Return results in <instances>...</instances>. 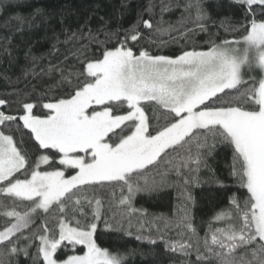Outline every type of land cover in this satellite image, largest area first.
<instances>
[{
	"label": "snow or ice",
	"instance_id": "6c2138e0",
	"mask_svg": "<svg viewBox=\"0 0 264 264\" xmlns=\"http://www.w3.org/2000/svg\"><path fill=\"white\" fill-rule=\"evenodd\" d=\"M206 3L147 0L134 24L114 30L103 17L95 28L61 21L49 53L58 62L39 72L41 58L28 50L24 77L53 83L35 98V85L0 98V264H21V256L24 264H134L143 252L98 241L104 231L132 237L126 224L147 215L133 206L136 196L178 184L181 214L163 222L175 230L164 247L177 264H264V0H229L239 21L212 20ZM6 6L0 0V12ZM176 11L173 24L166 14ZM48 16L37 8L6 17L4 27ZM201 33L206 46L198 48ZM161 36L182 42L178 54L152 51L169 42ZM0 40L11 56V33ZM218 149L230 154L228 175L239 187L216 179L230 195L211 219L226 223L210 222L201 236L191 187L202 169L214 171L208 160ZM115 189L119 210L109 215L96 193ZM135 239L157 243L142 226Z\"/></svg>",
	"mask_w": 264,
	"mask_h": 264
},
{
	"label": "trees",
	"instance_id": "16d2710c",
	"mask_svg": "<svg viewBox=\"0 0 264 264\" xmlns=\"http://www.w3.org/2000/svg\"><path fill=\"white\" fill-rule=\"evenodd\" d=\"M146 2L147 0H10L11 6H6L4 11L0 12V36L11 33L12 38L11 44L8 45L11 56L3 52L4 43L0 40V98H8L9 94L16 89L31 92L33 85L36 86V92L32 93L31 98H35L36 93L47 89L53 83V79L47 76L25 78L23 73L32 66L30 57L26 56L29 49L32 54L41 58L36 66L37 72L41 67L46 68L49 61L58 62L56 56L59 54L49 56V53L55 42L54 34L61 32V21L72 28L88 21L95 28L101 25L100 18L103 17L107 21L109 29L128 28L136 22L137 14L141 12ZM122 5H126V7H122ZM205 6L212 20L217 22L224 17H232L235 21L243 18L239 5H230L229 0H207ZM37 8L49 13L46 20L37 17L31 27L27 22L19 24L12 20L8 28L4 27L6 17L19 14L28 18ZM179 15L180 13L176 11L166 14V18L175 24ZM209 31L216 32L217 29L212 27ZM219 35H224L222 30ZM234 35L239 36V33ZM229 38H232V35ZM61 39H63L62 36ZM159 39L169 42L166 45L153 48L152 51L166 55L178 54L182 46L181 41L170 40L168 36H161ZM205 40L206 37L201 33L195 37L192 43L198 48L204 47L206 46L204 45ZM230 161V154L218 149L214 159L209 158L208 160L214 171L202 169L199 173V185L191 187V194L195 201L191 208L194 217L193 223L201 236L208 231L210 222L213 227L224 226L226 223L213 221L211 218L221 208L228 207L230 195L225 187L216 183V179L225 181L227 186L233 189L239 187L228 175ZM241 191L243 190L241 189ZM182 192L184 189L178 184L176 187H170L152 195H137L133 206L136 209H143L147 215L141 217L138 213L134 214L131 223L126 224V227H129L134 235L120 237L117 233L104 231L98 243L110 249L127 247L143 252L145 254L143 257L140 255L135 257L134 264H177L180 257L169 253L164 247L165 240L176 238L175 230H165L163 222L181 214L180 210L185 202L184 196L181 195ZM96 195L104 202L103 210L109 215L119 210L115 203L120 196L119 189L98 191ZM156 218L161 219L157 220ZM2 221L3 217L0 215V223ZM141 226L143 235L157 238L155 245L135 239V234L141 229ZM158 228L159 231H157ZM161 236L163 239L159 238ZM20 259L21 264H24V257L21 256ZM191 259L195 261V256H192Z\"/></svg>",
	"mask_w": 264,
	"mask_h": 264
}]
</instances>
